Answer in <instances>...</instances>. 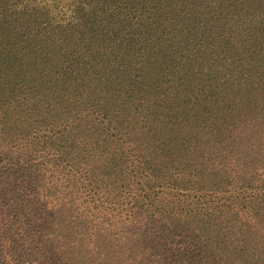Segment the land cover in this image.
<instances>
[{
  "label": "trees",
  "instance_id": "1",
  "mask_svg": "<svg viewBox=\"0 0 264 264\" xmlns=\"http://www.w3.org/2000/svg\"><path fill=\"white\" fill-rule=\"evenodd\" d=\"M0 264H264V0H0Z\"/></svg>",
  "mask_w": 264,
  "mask_h": 264
}]
</instances>
